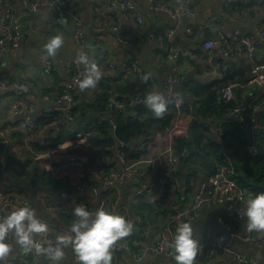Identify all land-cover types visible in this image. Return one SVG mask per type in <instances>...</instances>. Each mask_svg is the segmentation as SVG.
<instances>
[{"label": "crops", "instance_id": "1", "mask_svg": "<svg viewBox=\"0 0 264 264\" xmlns=\"http://www.w3.org/2000/svg\"><path fill=\"white\" fill-rule=\"evenodd\" d=\"M34 1L39 0H14V14L21 24L20 46L14 51H0V79L7 81V88L0 90V122L9 125L15 122L19 125L16 128L14 124L15 127L7 146L0 143V198L6 194H20L25 202L30 203L37 210L38 214L48 217L53 240L57 232L70 227L76 216L74 212L60 217L52 216L43 209V204L57 203L67 206L69 203L81 200L93 211L99 206L114 209L131 219L134 228L130 235L115 243L112 249L113 264H177L173 254L154 253L150 249V245L159 234V225L164 218V202L161 199L158 200L156 191L146 194V196L131 197L125 189L129 181L149 183L156 180L158 173L162 170L161 163L164 159L161 150L166 144L160 136H155L148 141H145L142 136L128 141L125 139L126 145L130 146L129 142L142 138L141 141L131 144L139 145L138 156L133 157L127 153V160L122 161L117 154V149L120 146L119 137H113L114 141L110 147L107 146V141L103 145L105 152L102 153L104 147L100 143H90L88 141L90 136L76 137L72 127H67L59 136H54L51 127L37 121L35 131H32L24 126V115L37 116L55 105L60 85L67 75L65 72L66 61L69 57L78 54L81 49H89L90 59L95 60L103 69V76L94 88L85 90L79 88L78 96L82 101L92 100L103 88L109 91L113 84H115L113 89L118 93L117 85L127 79L130 81V86L136 85L134 78H129L130 76L125 73L128 59L132 57L138 59L143 70L142 75L151 73L147 80L143 79L144 84L152 80L160 85L170 71L171 60L167 57L161 43L150 37L152 31L164 32L173 28L171 37L166 40L170 47L178 50L192 48L202 51V40L214 34L210 22L220 24L224 29H232L238 33L249 35H254L258 30L264 28V0H155L170 7L183 2L188 3L193 8L194 14L179 19H173L165 11L151 9L150 2L152 0H133L143 12L141 21H138L135 16L125 19L119 9L120 0H69L73 10L78 11L84 21L85 38L83 43L78 42L74 37V23L59 22L55 17L53 6L33 12L30 9V3ZM112 2L114 3L112 4ZM1 11L2 6L0 5V15ZM206 28L210 30L208 34ZM52 30L55 31V34H63L64 44L55 56L48 57L58 68L53 76H48L40 63V58L44 52L42 46L52 36ZM217 56L218 59L214 63L211 62L212 57L206 56L192 61L182 58L184 77L181 83L174 86L173 91L180 98L191 95V98L197 99L198 97L190 91V88H194L196 84H209L241 69L245 76L242 83L247 82V85L235 87L234 100H245L250 93L255 91V85L249 81L250 74L246 59ZM255 57L260 62H264V41H261L258 48L255 49ZM214 69L220 71L219 76L208 73ZM19 85L26 86L27 91L19 94L17 92ZM25 105L27 107L23 113L15 112L16 108ZM133 108L134 106L125 107L126 110ZM84 111L75 116L72 126L87 128L92 125L97 132L101 119L107 117L106 112L105 114L93 112L90 107H86ZM134 112L135 109H133ZM91 113H94V117L96 114L97 116L93 119L80 118V116ZM215 125L212 126L213 129H215ZM207 140V138L202 139V143ZM70 141V146L61 148ZM230 142L231 144L227 148L232 158L231 162L235 168L237 166L239 178L243 179L239 185L243 188H250L251 182L258 181L260 183V178L256 180L255 176L260 168L254 164L253 157L248 156L246 147L234 139L221 143L228 145ZM145 143L146 147L144 148ZM107 148L110 153L106 152ZM100 149L103 150L101 153ZM70 151L76 152L70 153ZM69 154H77L82 157L83 162L79 168L73 169L68 166L64 158L66 159ZM184 156L189 157L188 151ZM48 159L55 160V164L57 163L55 169L45 166ZM247 160L250 165L254 166L251 172L244 171L243 163ZM135 161H139V163L133 165L132 175L127 177L124 182L115 183L108 188L102 187L99 172L104 168L103 165L121 169L126 162ZM219 162H224V160L220 155L213 153L211 149H206L204 152L198 150L189 157L187 162L181 159L179 164L180 188L178 190L181 208L187 204L194 191L190 183V176L205 177L218 168ZM77 174H87L86 183L81 192L72 184L73 178ZM263 187L261 190H264ZM115 198H119V202L113 207ZM223 212L224 206L221 204L202 206L192 222L193 234L196 239H211L217 234L223 240H229L232 246L241 252L248 253L252 260L264 264V231H249L246 228L244 215L238 218L231 215L235 222L236 235L230 238L223 224L217 219V216ZM179 223L174 225V234ZM130 238L134 239L132 241L138 249L144 251L142 259L136 260L126 251L116 250L117 243ZM30 254L23 252L17 246L6 258L4 264L15 262L21 256H26L27 264H47L43 257L41 259L36 257L34 260L29 258ZM201 258L202 256L197 255L194 264H201ZM71 259L72 252L69 249L64 264H73ZM235 263L227 253L217 252L211 257L208 264Z\"/></svg>", "mask_w": 264, "mask_h": 264}, {"label": "built area", "instance_id": "2", "mask_svg": "<svg viewBox=\"0 0 264 264\" xmlns=\"http://www.w3.org/2000/svg\"><path fill=\"white\" fill-rule=\"evenodd\" d=\"M114 2H112L113 4ZM2 11L0 15V51L7 52L9 50H16L20 46L21 31L20 21L14 14V0H0ZM53 6L55 8V17L61 23L72 22L75 24L74 37L78 42L83 43L85 38V25L82 20V16L78 11H74L69 0H39L30 3V9L33 12H39L40 10ZM150 8L153 10L165 11L173 19H179L183 16H192L194 14L193 8L186 2L168 6L167 4L159 1L152 0L150 2ZM119 9L121 10L125 19L135 18L138 21L142 20L143 12L137 7V4L133 0H120ZM214 34L205 37L201 42L202 51H198L192 48H180L175 49L170 47L166 40L171 37L173 28H169L164 32L152 31L150 37L156 39L161 43L167 57L171 60V68L167 75L163 78L160 85H157L154 81L150 80L148 83L143 82L142 68L136 57L129 59L125 73L128 74L129 78H134L137 89L133 94L123 95L122 98H118V93L115 92L113 86L109 92L111 93L108 97L109 100V119L111 124V131L115 133L117 129V123L114 119V113L123 111L127 106H134L138 103L144 104L145 107L151 111V109L144 103L145 95L150 90H161L169 99V102L173 104L175 115L171 127L167 131V141L165 146L162 148L161 153L164 155V159L161 163V172L158 173L156 180L146 183L129 181L126 184V191L131 197L146 196V194H152L156 191V197L158 200L163 199L166 196L165 209L163 221L160 223L159 234L153 240L150 245L151 251L154 253H166L165 255H171L174 249L170 246L174 233V225L177 222H193L197 217L202 206H212L221 204L224 206V212L217 216L219 222H221L229 234L230 238L236 235L235 222L232 220L231 215L242 217V210L244 203L246 202L250 194L262 190H252L250 188L241 187L235 180L234 172L235 165L231 162L232 158L227 150H221L219 155L222 157L224 162H219L218 168L205 177H198L197 175L190 176V183L193 186V193L187 204L181 208L178 197V190L180 188L179 181V164L182 157L188 151L187 146L178 148L175 146L174 132L179 126L180 119L182 118L181 102L182 98L178 96L174 91V86L181 83L184 77V71L182 69V58L187 61L198 60L204 56L211 58L213 55H222L225 57H241L245 58L248 64L250 79L249 81L255 85V91L250 93L247 97L249 101L264 96V62L254 58L255 49L258 48L261 41H264V28L258 30L254 35L241 34L232 29H224L220 24L210 22ZM189 29V28H188ZM88 52L90 57V50L84 48ZM78 54L71 56L67 59L65 65L66 77L63 79L60 85V91L55 99V105L49 108L45 113H40L37 116L24 115V126L35 131L36 122L39 116L55 115L45 125L53 129L54 136H58L67 127H72L76 137H88L95 133V129L92 126L87 128L75 129L72 126L70 112L74 109L81 101L79 94V87L77 85V78L80 72L83 70V65L78 62ZM42 57V56H41ZM181 58V59H180ZM40 63L44 68L48 76H53L58 68L52 61L47 58L42 60ZM210 75H220V71L214 69L208 72ZM143 88H140L141 85ZM239 85L244 87L245 83H229L225 85L221 91L220 98L224 102H229L235 99V87ZM7 88V81L0 79V90ZM27 91V87L19 85L17 92L24 93ZM27 105L16 108V113H23L26 110ZM254 109H258L259 105L254 104ZM168 110L166 113H168ZM245 106L242 104L235 105L229 113L220 120V124H224L221 127L219 134L224 133L225 129L233 127V123L237 120H243V112ZM56 114H59L57 116ZM111 114H113L111 116ZM13 122V121H12ZM16 128L19 127L14 122ZM14 124H2L0 122V143L7 146L10 142V136L14 129ZM120 146L117 149V154L122 161L127 160L126 151L124 146L126 140L119 139ZM260 142L258 139H254L251 144V149L254 153L258 151ZM69 167L73 169L79 168L82 165L83 159L77 154H69L66 159L64 158ZM146 160V159H145ZM139 163L126 162L121 169H116L112 166L104 167L99 172L102 187L108 188L115 183L124 182L127 177L132 175L133 165ZM50 165V167H49ZM55 160L48 159L45 162V166L48 168L55 169ZM87 174H77L72 181L73 187L79 192L83 191V187L86 183ZM1 196V195H0ZM119 202V198L114 199L113 207ZM25 203L23 197L18 193L6 194L0 198V209L10 208L14 205H20ZM83 203V201L72 202L67 206L61 204L45 203L43 209L50 213L52 216H63L69 214L77 204ZM84 204V203H83ZM40 215V214H39ZM50 220L47 216L41 215ZM162 218V217H161ZM67 230V229H66ZM49 239L53 240V236L49 231L47 233ZM134 239H126L116 244V250L126 251L131 257L136 260H140L144 256V251L138 249ZM201 241V247L197 255L202 256L201 264H208L211 257L217 252H225L228 256L234 260L235 264H262L252 260L248 253L241 252L237 248L233 247L229 240H223L219 235L215 234L211 239H198ZM73 264H78L73 253L72 259ZM28 260L26 256H21L15 262L9 264H27Z\"/></svg>", "mask_w": 264, "mask_h": 264}, {"label": "clouds", "instance_id": "3", "mask_svg": "<svg viewBox=\"0 0 264 264\" xmlns=\"http://www.w3.org/2000/svg\"><path fill=\"white\" fill-rule=\"evenodd\" d=\"M63 44V34L52 35L42 46L41 59L55 56ZM77 59L84 66L76 81L78 87L81 90L94 88L103 76L102 67L90 59L84 49L78 51ZM150 75L145 73L142 78L147 80ZM144 103L156 116H163L169 99L159 90H150ZM70 144L71 141L61 148ZM242 213L246 217L247 230L264 231V190L248 196ZM74 214L76 219L70 227L57 232L51 240L47 236L49 221L39 215L30 203L0 209V264H4L17 246L25 253L43 257L47 264H64L69 249L78 264H113L112 249L117 241L132 233L133 221L114 209L99 206L93 211L83 203L74 207ZM193 233L192 222L183 221L177 225L170 241L177 264H194L201 241Z\"/></svg>", "mask_w": 264, "mask_h": 264}, {"label": "trees", "instance_id": "4", "mask_svg": "<svg viewBox=\"0 0 264 264\" xmlns=\"http://www.w3.org/2000/svg\"><path fill=\"white\" fill-rule=\"evenodd\" d=\"M223 77L209 84H196L194 88H190V91L198 97L197 99L191 98V95L182 98V118L180 119L179 126L174 132L176 140L175 146L178 148L183 146L189 147V157L195 154L198 150L204 152L206 149H211L213 150V153L219 155L221 150H227L229 152L227 147L231 144L230 142L228 145H224L221 142H227L229 139L240 141L246 147L245 150L248 156L253 157L255 160L254 164H256V167L260 168L259 172L255 174L256 180L260 178V183L258 181L255 183L251 182L250 189L261 190L264 186V182H261L264 180V96L252 101H249L248 98H246L243 101L231 100L229 102H224L220 98L223 87L229 83H242L245 80V76L242 74V70L238 69L234 73L227 74ZM137 87L138 86L136 85L133 87L130 86V81H128V79L123 83L118 84V98H122L123 95L133 94ZM143 87L144 85L142 84L140 88ZM103 89L92 100H81L78 105L71 110V122L74 121L75 116L78 113L85 112L84 109L86 107H90L93 112H101V114H105L109 105L108 97L111 93L108 90ZM238 104L245 106L243 120H236L233 123L232 128H226L224 133L219 134L220 128L224 127V124L219 123L220 120ZM254 104L259 105L257 110L253 108ZM133 109H135L134 113ZM133 109H124L123 111L114 113L117 129L113 135L111 132L109 116L105 119L102 118L96 134L90 136L88 141L90 143H100L102 146L108 141L107 146L110 147V144L114 141L113 137H119L120 139H126L128 141L142 136L145 141H148L155 136H160L162 141L166 143L167 131L171 127L175 115L173 104L169 102L167 108L169 109L168 113L165 112L163 116H156L152 110H148L145 105H142L141 103L134 105ZM93 114L94 113H91L89 115ZM56 115L59 116V114ZM112 115L113 114H111V116ZM96 116L97 114L95 117ZM53 117H55V115H43L38 118L37 121L40 124H44L49 122ZM95 117L93 116L92 119ZM214 124H216L214 126L215 129L212 128ZM74 135L76 136L75 132ZM204 138H207L208 140L206 142L203 141L204 143H202V139ZM254 139H258L260 142L256 153L251 149V144ZM138 146L139 145L136 144L130 146L126 145L124 146V149L126 153H130L133 157H137V151L139 150ZM103 147L104 151L100 149V153L102 151V153L105 152V146ZM145 147L146 143L144 145V148ZM108 148L106 152L110 153ZM75 152L76 151H70V153ZM189 157L184 156L182 157V160L187 162ZM103 167H105V165H103ZM108 167L110 166H107V168ZM243 168L245 172H251L254 166L250 165L249 160H247L243 163ZM233 175L238 184L239 182H243V179L241 177V179L239 178V170L237 166ZM161 200L162 202H165L166 196Z\"/></svg>", "mask_w": 264, "mask_h": 264}, {"label": "water", "instance_id": "5", "mask_svg": "<svg viewBox=\"0 0 264 264\" xmlns=\"http://www.w3.org/2000/svg\"><path fill=\"white\" fill-rule=\"evenodd\" d=\"M206 32H207V34H208V33L210 32V30H209L208 28H206ZM51 33H52V35H54V34H55V31L52 30ZM217 59H218V56L215 55V56L212 57L211 62L214 63ZM129 107H130V106H128V108H129ZM106 113H107V114L109 113V108H107ZM93 116H94V115H83V116H80V118H83V119H91ZM141 140H142V138L139 139V140H132L131 142L128 143V145H131V144L134 143V142H135V143H136V142H139V141H141ZM148 200H149V201H152L151 199H148ZM70 212H71V213L74 212V209H72ZM29 258L34 259V260L36 259L35 255H33V254H30V255H29ZM37 259H41V258H37Z\"/></svg>", "mask_w": 264, "mask_h": 264}]
</instances>
